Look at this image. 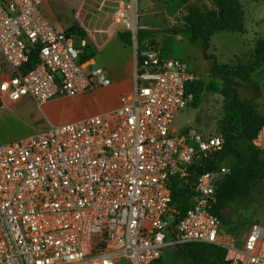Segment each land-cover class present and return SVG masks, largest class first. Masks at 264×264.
<instances>
[{
  "label": "built area",
  "instance_id": "built-area-1",
  "mask_svg": "<svg viewBox=\"0 0 264 264\" xmlns=\"http://www.w3.org/2000/svg\"><path fill=\"white\" fill-rule=\"evenodd\" d=\"M45 1L0 0V106L30 97L42 109L112 84L85 55L92 31L77 48L45 16ZM140 2L115 11L135 69L118 106L0 143V264H155L167 248L193 244L225 249L227 264H264L263 225L240 237L213 214L230 169L207 167L225 138L172 131L197 77L141 39ZM252 145L264 163V126ZM174 191L188 195L181 213Z\"/></svg>",
  "mask_w": 264,
  "mask_h": 264
},
{
  "label": "rangeland",
  "instance_id": "rangeland-1",
  "mask_svg": "<svg viewBox=\"0 0 264 264\" xmlns=\"http://www.w3.org/2000/svg\"><path fill=\"white\" fill-rule=\"evenodd\" d=\"M80 0H53L51 3L56 19L64 25L73 17L72 13L78 8ZM245 12L244 30L242 32L216 33L210 38L209 47L205 49L202 38L194 41L186 29L187 23L180 21L176 27L170 20L172 13L189 8L201 11L213 9L209 0H191L184 6L180 0H161L153 6H147L150 13L152 38L159 48L169 57L181 59L187 69L197 77L196 81L204 84V89L198 91L197 97L186 105L175 120L178 133L190 131L196 135H220V124L226 114V99L224 90L227 87L224 79L215 72L216 66L230 67L227 84L230 90H236L240 99L253 100L257 110L264 115V63L248 80L236 74L237 67L248 65L253 56L254 44L257 39H264V0H241ZM66 4V7H62ZM150 7L156 11L152 15ZM89 12L95 11L92 8ZM187 10V11H186ZM76 25V24H75ZM74 26V25H73ZM74 43L81 48L80 36H74ZM88 52L87 49H85ZM129 51V50H127ZM110 76L112 86L99 88L92 93L64 97L46 104L42 109L30 97L18 101H11L6 97L2 101L0 112V138L17 139L25 130H41L49 127L51 123L59 124L74 119H80L94 114L109 111L108 108L114 98L122 93L130 84L132 76L129 75L130 58L117 54L116 49L109 47L101 58ZM119 87L122 91L115 92L112 96L107 91L112 87ZM118 89V88H117ZM259 96V98H257ZM105 100L102 101L101 100ZM119 99V98H118ZM236 161L234 155L226 159L228 166ZM224 217L230 218L235 224L224 228L232 231L237 236H243L250 231L252 223L264 226V187L258 189L251 200L245 203H231L223 212ZM246 222L242 225L240 222ZM177 249L167 248L160 264H185V260L177 254Z\"/></svg>",
  "mask_w": 264,
  "mask_h": 264
},
{
  "label": "trees",
  "instance_id": "trees-1",
  "mask_svg": "<svg viewBox=\"0 0 264 264\" xmlns=\"http://www.w3.org/2000/svg\"><path fill=\"white\" fill-rule=\"evenodd\" d=\"M188 4L191 0H180ZM213 9L201 11L197 8H189L184 20L186 29L192 35V40L202 38L205 49L209 47L210 38L216 33H236L244 30L245 12L241 0H209ZM69 32L74 36H83L82 30L73 27ZM145 32L141 30L140 37L144 39ZM119 38L124 44H130L129 33H120ZM264 63V39L256 40L253 56L250 63L244 67H237L236 74L244 80L250 79L251 75ZM230 67L216 66L217 72L224 79L226 99V114L219 130L220 136L226 140L224 153L211 161L207 170L218 171L230 156L236 161L228 165L230 171L224 174L218 183L217 203L213 214L217 216L223 227L228 228L235 223L223 212L226 207L235 202L245 203L251 200L254 193L264 187V163L260 159L259 151L252 145V139L261 127L264 126V116L260 115L251 101H241L236 90L228 87V75ZM204 89V84L196 81L191 90L197 97L198 91ZM173 205L181 213L188 207V195L184 191H174ZM246 225V222H240ZM177 254L185 260V264H227L225 261L226 250L214 245L193 244L177 248ZM163 258V257H162ZM158 260L155 264H160Z\"/></svg>",
  "mask_w": 264,
  "mask_h": 264
},
{
  "label": "crops",
  "instance_id": "crops-1",
  "mask_svg": "<svg viewBox=\"0 0 264 264\" xmlns=\"http://www.w3.org/2000/svg\"><path fill=\"white\" fill-rule=\"evenodd\" d=\"M140 1H141L140 6H141V9L143 12L142 17H141V22H140L141 30L144 31L146 34L143 40L146 42L147 41H153L158 46L155 39L152 38V35H153L152 30H151L152 26H151V20L149 18V16H151V14L146 15L144 18H143V16L146 13L151 12V11H149V8L147 9V6H153L154 4L158 3L161 0H157L156 2H152L150 0H140ZM52 2H53V0H46L42 6V9H43L45 16L48 18V20L52 24L66 30V31H69L73 27H76V28L82 30V32H86L87 30L92 31V38L88 43V47L86 48L88 50V52L85 51V55L94 57L97 65L103 67L105 69V71L107 72L108 76H109V73H108L106 67L103 64H101L102 63L101 58H102L103 54L105 53V51L109 47H113L114 49H116L118 55L130 58V62H129L130 71L128 73H129L130 77L132 76V78H130L131 82L127 86V88L124 90H129L128 92H125V93H129L130 91H132L133 87H134V72H135V69H134V49H133L131 44L127 45V44H124L123 42H121V40L119 38V34L120 33H127V31L125 30L123 23L118 21L117 18L115 17V11H117L119 9L128 10L130 8L131 0H80L78 8L74 11V13H72L73 17L71 19H68L67 22H65L66 23L65 25L61 21L56 19L54 12H53V9H52V5H51ZM188 4H184V6H187ZM62 7H66V4H63ZM89 8H92L95 11V13L89 12V10H88ZM150 10H153L152 15L155 16L157 10H154L153 7H150ZM183 12H185L184 8L181 10H177V11L173 12L172 16H170V20L174 21V24L176 25V27H178L180 25V21H183V22L185 21L184 17L188 11L186 13H183ZM184 26L187 27L186 24H184ZM127 50H129V51H127ZM4 69H5L6 74H9L11 72L10 67L6 63H5ZM109 78H110V76H109ZM111 86H112V84H111ZM112 89H114L115 92L122 91L119 89V87H116L114 85V87H112L111 89H109L107 91V94H110V96H112V94H113ZM125 93H122V94H125ZM118 98H120V97H118V95H117L114 98L113 102L110 104L108 110H112L118 106V104H119ZM257 98H259V96ZM101 100H102V98H101ZM240 100L241 101H251L254 104V101L256 99L253 98V100H246V99H243V100L240 99ZM102 101H105V100H102ZM50 102H52V101H50ZM1 109H2V105L0 106V112H1ZM256 109H257V107H256ZM179 114L176 116V118L179 116ZM260 115H262V114H260ZM262 116H264V115H262ZM81 118H83V117H81ZM176 118H175V120H176ZM74 120H77V119H74ZM51 124H55V123H51ZM44 129H46V128H44ZM41 130H43V129H41ZM38 131H40V130L35 131V130L28 128L27 130H25L23 135L20 136L19 138L32 135ZM172 131L175 133L179 132V129L175 126V121L173 124ZM12 140H14V139L0 138V143L9 142Z\"/></svg>",
  "mask_w": 264,
  "mask_h": 264
},
{
  "label": "water",
  "instance_id": "water-1",
  "mask_svg": "<svg viewBox=\"0 0 264 264\" xmlns=\"http://www.w3.org/2000/svg\"><path fill=\"white\" fill-rule=\"evenodd\" d=\"M150 1H152V2H156L157 0H150ZM67 35H68V36H70V34H69V33H67Z\"/></svg>",
  "mask_w": 264,
  "mask_h": 264
}]
</instances>
